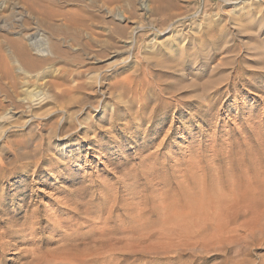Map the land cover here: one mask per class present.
Instances as JSON below:
<instances>
[{"label": "rangeland", "instance_id": "rangeland-1", "mask_svg": "<svg viewBox=\"0 0 264 264\" xmlns=\"http://www.w3.org/2000/svg\"><path fill=\"white\" fill-rule=\"evenodd\" d=\"M193 172L203 177L198 179L202 183ZM242 183L264 190V0H0V234L7 221L22 227L16 235H3L9 244L0 264H29L35 253L54 263L69 227L104 207L101 196L108 186L107 204L117 197L125 202H119L122 212L106 209L103 217L129 221L137 229L133 232L141 234L144 209L162 210L166 203L183 208V195L221 188L226 196ZM179 184L196 192L191 188L189 194L188 186ZM70 199L85 205L78 214ZM137 206L144 211L134 210ZM127 207L133 208L129 212ZM210 207L199 209L205 227L195 229L173 223L158 229L155 221L163 213L152 215L156 240L150 234L143 242L131 232L134 243L118 231L109 236L112 241L106 236L96 245L92 226H115L109 219V224L84 225L79 240L67 242L78 243L84 253L90 250L84 258L96 246L102 248L98 264H227L225 256L230 264H264L260 227L253 228L256 236L246 231L239 240L224 238V231H215V207ZM250 213L243 224L257 214ZM55 221H66V226L54 227ZM114 249L118 262L113 263Z\"/></svg>", "mask_w": 264, "mask_h": 264}, {"label": "bare ground", "instance_id": "bare-ground-1", "mask_svg": "<svg viewBox=\"0 0 264 264\" xmlns=\"http://www.w3.org/2000/svg\"><path fill=\"white\" fill-rule=\"evenodd\" d=\"M24 46V45H23ZM24 48H27L26 46H24ZM204 49V48H203ZM215 49V48H214ZM226 49V48H225ZM216 51H218V50H216ZM222 51V50H221ZM220 51V52H221ZM213 53V52H212ZM206 57V56H205ZM162 59V58H161ZM207 59V58H206ZM209 60V59H208ZM216 61V60H215ZM177 63V62H176ZM162 65V64H161ZM177 65V64H176ZM170 66H172V65H170ZM182 67V66H181ZM175 69V68H174ZM177 69V68H176ZM183 69V68H182ZM236 80V79H235ZM210 81V80H209ZM204 83V82H203ZM209 83V85H210V82H208ZM235 83V82H234ZM146 85V84H145ZM147 86V85H146ZM160 86V85H159ZM203 86H204V84H203ZM126 87V86H125ZM162 87V86H161ZM205 87H206V85H205ZM210 87V86H209ZM209 87H206V88H209ZM175 88V87H174ZM161 89V88H160ZM165 89V88H164ZM168 89V88H167ZM166 89V90H167ZM141 90V89H140ZM146 90V89H145ZM166 92V91H165ZM170 92V91H169ZM145 101V100H144ZM115 107V106H114ZM131 112V111H130ZM136 112V111H135ZM120 113H121V111H120ZM146 113V112H145ZM144 113V114H145ZM112 114V113H111ZM117 115H119V113L117 112V114H115V115H112L111 116V118H114V117H117ZM122 115V114H121ZM110 118V119H111ZM117 120V119H116ZM143 121V120H142ZM112 122V121H111ZM114 123V122H113ZM129 124V123H128ZM140 124V123H139ZM111 125V127L113 126V124H110ZM127 125V124H126ZM131 125V124H130ZM114 126H116L115 124H114ZM125 128L127 127V126H124ZM107 128V130L109 129L108 127H106ZM130 128V127H129ZM122 130L124 129L123 127L121 128ZM105 130L106 129H104V132H105ZM106 130V131H107ZM110 131V130H109ZM125 131V130H124ZM114 135V134H113ZM116 136V135H115ZM112 138H113V136H112ZM116 138V137H115ZM117 139V138H116ZM102 141V140H101ZM101 143V142H100ZM98 145V144H97ZM137 148V147H136ZM140 148V147H139ZM99 151V150H98ZM143 151V150H142ZM100 155H102V154H100ZM109 155H111V154H109ZM149 155H151V154H149ZM242 156V155H241ZM242 161V160H241ZM243 162V161H242ZM121 163V162H120ZM142 163V162H141ZM151 163H153V162H150V163H148V164H150L151 165ZM239 163V162H238ZM241 163V162H240ZM107 164V163H106ZM124 164V163H123ZM144 164H145V161H144ZM144 164H141V165H144ZM157 164V163H156ZM11 165V164H10ZM38 165V164H37ZM146 165H147V162H146ZM243 165V164H242ZM252 165V164H251ZM257 165V164H256ZM106 166H108V165H106ZM153 166V165H152ZM253 166H254V163H253ZM239 167L241 168V165L239 164ZM119 168V167H118ZM126 168V167H125ZM124 168V169H125ZM141 168H143V167H141ZM189 168V167H188ZM235 168V167H234ZM113 169V168H112ZM111 169V170H112ZM128 169V168H127ZM148 169H150V168H148ZM152 169V168H151ZM154 169V168H153ZM159 169H160V167H159ZM165 169V168H164ZM176 169V168H175ZM183 169V168H182ZM184 169H186V168H184ZM207 169V168H206ZM241 169H243V167L241 168ZM181 171V169H178V171ZM188 170V169H187ZM134 171V170H133ZM143 171V170H142ZM146 171H148L147 170V168H146ZM145 170H144V172L145 173H147ZM155 171V170H154ZM157 171V170H156ZM174 171L175 170H173V173H174ZM188 171H190V170H188ZM210 171V170H209ZM231 171V170H230ZM243 171V170H242ZM115 172H117V171H115ZM126 172H127V170H126ZM135 173H136V171H134ZM161 172V171H160ZM184 172H186V170L184 171ZM203 172V171H202ZM134 173V174H135ZM157 173V172H156ZM155 173V174H156ZM177 173V172H176ZM179 173V172H178ZM194 173V172H193ZM192 173V174H193ZM205 173V172H204ZM4 174V173H3ZM127 174V173H126ZM133 174V175H134ZM153 174V173H152ZM162 174V173H161ZM175 174V173H174ZM182 173H180V175H181ZM186 174V173H185ZM184 174V175H185ZM188 174V173H187ZM202 174V173H201ZM208 174V173H207ZM210 174V173H209ZM211 174H212V172H211ZM132 175V176H133ZM157 175V174H156ZM193 175H195V177L193 178L194 180L196 179V180H198V179H201V175H199L200 177H198V179H197V176H198V174H197V176H196V173H194ZM203 175V174H202ZM226 175H228L229 176V174H226ZM235 175V174H234ZM134 176H136L134 179H136V180H138L137 178H138V174L137 175H134ZM133 176V177H134ZM160 176H162V175H160ZM159 176V177H160ZM237 176V175H236ZM129 177V176H128ZM133 177H131V178H133ZM148 177H149V173H148ZM150 177H151V175H150ZM149 177V178H150ZM153 177H154V175H153ZM173 177H177L176 175L175 176H173ZM181 177V176H180ZM189 177V176H188ZM191 177H192V175H191ZM218 177V176H217ZM229 177H231V176H229ZM228 177V181H225V182H228L227 184H228V186H229V184L231 183L232 185L234 184V183H232V181H231V179ZM238 177H239V175H238ZM122 178V177H121ZM141 178H142V175H141ZM161 178V177H160ZM170 178V177H169ZM172 178V177H171ZM183 178V177H182ZM181 178V179H182ZM185 178V177H184ZM216 178V177H215ZM231 178H233V175H232V177ZM120 179V178H119ZM124 179V178H123ZM126 179V178H125ZM151 179H154V178H151ZM186 179H188V178H185V180ZM191 179V178H190ZM220 179V178H219ZM229 179H230V183H229ZM234 179V178H233ZM237 179H239V178H237ZM236 179V182L238 181ZM121 180V179H120ZM132 180V179H131ZM131 180H130V182H128L129 184L131 183ZM145 181H147V180H149L148 178L147 179H144ZM143 180V181H144ZM177 181H178V179H176ZM175 180V181H176ZM180 180V179H179ZM182 180H184V179H182ZM194 180L193 181H191V182H194ZM205 180V179H204ZM225 180H226V178H225ZM124 181V180H123ZM159 181H162L161 179L159 180ZM172 181H174V179L172 180ZM171 181V182H172ZM176 181V182H177ZM187 182H189L190 180H186ZM201 181H203V177H202V180ZM208 181V180H207ZM223 181V180H222ZM121 182V181H120ZM126 182V181H125ZM169 182V181H168ZM197 182V181H196ZM198 182H200L199 180H198ZM213 182V181H212ZM235 182V183H236ZM239 182H242V181H240L239 180ZM239 182H237V184L239 183ZM116 183V182H115ZM114 183V184H115ZM119 183V182H118ZM140 183V182H139ZM146 183V182H145ZM144 183V184H145ZM178 183H179V181H178ZM177 183V184H178ZM180 183H181V181H180ZM200 183H202V182H200ZM214 183V182H213ZM117 184V183H116ZM127 184V183H126ZM151 184H153V182L151 183ZM162 184V183H161ZM161 184H159V185H161ZM166 184H168V183H166ZM172 184V183H171ZM170 184V185H171ZM185 184V183H184ZM209 184V183H208ZM215 184V183H214ZM214 184H212L213 186H214ZM218 184H220V182L218 181ZM223 183H221L220 185H222ZM231 184H230V186H231ZM143 185V184H142ZM146 185V184H145ZM156 185V184H155ZM173 185V184H172ZM171 185V186H172ZM182 186L183 184H179V185H177V186ZM186 185V184H185ZM190 185V184H189ZM191 185H192V183H191ZM195 184H193L192 186H194ZM197 185V188L200 186V185H202V184H200V185H198V183L196 184ZM224 185H226V183L224 184ZM241 185V184H240ZM239 185V186H240ZM111 186H112V184H111ZM134 186V185H133ZM138 186V185H137ZM137 186H136V188H137ZM147 186V185H146ZM153 185H151V187H152ZM162 186V185H161ZM164 186V185H163ZM168 186H169V184H168ZM166 187L165 189L166 190H168L167 188H169V187ZM176 186V187H177ZM187 186H188V184H187ZM187 186L186 187H184V186H182V187H184V189L185 188H187ZM204 186V185H203ZM209 186V185H208ZM216 186V185H215ZM107 187V186H106ZM109 187V186H108ZM108 187H107V190H105L103 193L105 194L104 196H106L107 197V192L109 191L108 190ZM113 187V186H112ZM114 187H116V186H114ZM122 187V186H121ZM125 187L126 188H128V189H130L129 187H128V184L127 185H125ZM135 187V186H134ZM155 187V186H154ZM157 187V186H156ZM155 187V188H156ZM159 187V186H158ZM165 187V186H164ZM190 187V188H189ZM194 187H196V186H194ZM237 187H238V185H237ZM236 187V188H237ZM104 188V187H103ZM124 188V187H123ZM139 188V187H138ZM154 188V189H155ZM181 188V187H180ZM193 189V187H191V186H188V189L186 190V192H189V190L190 189ZM199 188H201V187H199ZM198 188V189H199ZM214 188H219L218 186L217 187H214ZM231 188V187H230ZM233 188V187H232ZM235 188V187H234ZM232 189L231 190V192L228 194V195H226V196H224V194L223 193H220V190H221V188H219L220 190H218L217 192L213 189V191H211V192H209V193H204V194H200V195H198V194H196V195H191L190 194V192H189V194L190 195H187V197H186V195H183V194H185V193H183L182 192V190L181 189H183V188H181L180 190H181V192H182V195L183 196H185V199H184V201H185V206L183 207V208H180L179 206H176V207H179V208H172L171 206L173 205V207H175L174 206V204L172 203V204H170L171 206L169 207L168 206V203H166V205H161V204H159V205H161V207H162V210H159V208L158 207H154L153 205V207L154 208H152V209H147L146 207H144V208H146V209H144L145 210V214H143L142 216V218H143V223H144V225L142 224L141 226H142V228L144 227V226H146V227H144L143 229H141L140 231H142V233L141 234H137L136 232H133L134 230H136L137 231V229H135L136 227H132V225H130V224H128V222L127 221H125V220H121L120 219V221L119 222H121L122 221V223H118V222H116L117 220H119V219H114V220H112V219H110V218H107L108 217V215H107V217L106 218H104L103 217V215H102V212L104 211V210H106V209H110L111 210V213H113V209L115 208V211H119V209H121V207H119V204L120 203H122V202H120L121 200H120V198H118L117 197V200L118 201H115V203L113 204V202L112 201H110V200H112V199H110L109 201H110V203L112 204H109V202H108V204L110 205H108L107 204V202L105 201L106 199V197L104 198V196H101V197H103V199H101V202H102V205L104 204V207L102 208V209H98L97 211H95V215L94 216H91L90 214V216H86V217H80L79 218V221H77L75 224L73 223L72 225H73V227H69V229L71 230V233H66L64 236L66 237V239H65V243H66V245H64V246H62L63 248H62V250H58V253L60 254L61 252H62V255H60V257H56L55 256V260H54V263H52V264H65V263H67L68 261H70V260H77V263H75V264H88L89 263V261L91 262V264H98V261H99V256H100V254L99 253H101V249L98 251V249H96L98 246H96V248L94 249L93 247V249H94V251L92 250V253H88L90 256L88 257V255L84 258V256L87 254V251H90V250H87V251H85L86 253H84L83 252V250L80 248V245L78 244V243H71V242H67V239H76L77 237H79L78 235L79 234H81V231H80V229L82 228V227H84V225H86V224H90V223H96V224H102V223H107V224H109V219L113 222H115L114 223V225L115 226H110L109 227V225H107L106 226V224H105V227H103L104 226V224H103V226L101 225V226H99V225H96V226H92V225H90V226H92V227H95L93 230H91V231H93L95 234H97V237L95 238V239H93V241L92 242H94L96 245L97 244H99L100 246H101V244L100 243H103V241L105 240V238H106V236L110 239L111 237H109L110 235H112V234H114V233H116V232H118V231H120V232H123L124 234H127L126 236H125V239L126 240H130L131 241V239H132V233L131 232H133V233H136L137 234V236L138 235H140L141 236V238H140V236H138L139 238H140V240L141 241H143V242H145V239L147 238V237H149L150 236V238H151V230H150V227H151V225H150V223H151V221L149 220V218H151L152 217V215H157V213L159 212V213H161V211H162V213H163V215L161 216V214H158V220H156L155 221V226L157 225V224H159V228L158 229H160L161 227H160V225L162 224V225H166V224H170V223H173V225L175 226H177L178 228H179V226L181 225L182 227H185V228H190L191 226H192V228H196L197 226L196 225H198V224H201V223H203L204 221H201L203 218H201V216H203L204 214H201V215H199L198 213H199V209H201V208H203V210L205 211L206 210V206L207 207H215V208H211V210L212 211H214V219H213V222H215L214 224H215V231H216V233H218L219 231L221 232V230L222 231H224L227 235H224V233L222 232V234H223V237L224 238H226L227 237V239H231V238H233L234 240H239V239H241L242 237H243V232H246V231H248V236H250V235H253V236H256V232L255 231H253V228H255V227H257V226H259L260 227V231H262V232H264V190L262 189V190H255V189H253V188H250L249 187V185L247 186V184H244V186H243V183H242V185H241V187H239V188H237V189ZM153 189V188H152ZM153 189V190H154ZM163 189V188H162ZM165 189H164V192H165ZM176 189V188H175ZM206 189V188H205ZM103 190V189H102ZM136 190V189H135ZM134 190V191H135ZM138 190V189H137ZM142 190V189H141ZM145 190H146V188H145ZM144 190V191H145ZM148 190V189H147ZM157 190H158V188H157ZM172 190V189H171ZM177 190V189H176ZM176 190H174V191H176ZM196 190V189H195ZM208 190V189H207ZM209 190H210V188H209ZM96 192H97V190H95ZM100 191V190H99ZM113 191H115V190H113ZM118 191V190H117ZM132 191V190H131ZM140 191V190H139ZM155 191V190H154ZM153 191V192H154ZM169 191V190H168ZM167 191V192H168ZM193 191H194V189H193ZM200 191V190H199ZM203 191H204V189H202V193H203ZM227 191V190H226ZM94 192V191H93ZM111 192V194H113L112 193V191H110ZM119 192V191H118ZM130 192V191H129ZM128 192V193H129ZM148 192V191H147ZM150 192V191H149ZM148 192V193H149ZM160 192H161V194H163L164 192H163V190L161 191L160 190ZM163 192V193H162ZM177 192V191H176ZM175 192V193H176ZM178 192H180L179 190H178ZM194 192H196V191H194ZM206 192V191H205ZM219 192V193H218ZM115 193V192H114ZM121 193H123V192H121ZM131 193V192H130ZM133 193H135L136 195L135 196H138L137 195V193L136 192H133ZM152 193V192H151ZM154 193H156L157 194V192H154ZM172 193H174V192H172ZM4 194V193H3ZM142 194V193H141ZM156 194H153V195H156ZM161 194H160V196H161ZM165 194V193H164ZM163 194V195H164ZM169 194V193H168ZM168 194H165V195H168ZM192 194H194V193H192ZM79 195V194H78ZM108 195H110V194H108ZM118 195V194H117ZM149 195V194H148ZM159 195V194H158ZM158 195H156V196H158ZM162 195V196H163ZM171 195V194H170ZM181 195V196H182ZM3 196V195H2ZM94 196H96V194L94 195ZM116 196V193L114 194V196H113V198ZM139 196H140V194H139ZM143 196V195H142ZM145 196H146V193H145ZM161 196V198H162V200H163V197ZM173 196H174V198L173 197H171L170 199H175V194H173ZM178 196V195H177ZM176 196V197H177ZM73 197V196H72ZM78 197V196H77ZM121 197V196H120ZM148 197V196H147ZM155 197V196H154ZM165 197V196H164ZM76 198V197H75ZM123 198V197H122ZM127 198V197H126ZM129 198V197H128ZM132 198H133V196H132ZM142 198V197H141ZM150 198H152L151 200H155L153 197H150ZM155 198H159V197H155ZM161 198H159V199H157V200H160ZM166 198V197H165ZM169 198V197H168ZM178 198H180V197H178ZM184 198V197H183ZM82 199V198H81ZM107 199H108V197H107ZM180 199H182V198H180ZM179 199V200H180ZM88 200L89 199H87L86 201L88 202ZM114 200V199H113ZM127 200V199H126ZM133 200V199H132ZM134 200H139V199H134ZM142 201H143V199H141ZM148 200H150V199H148ZM162 200L160 201V202H158V203H161L162 202ZM166 199H164V201H165ZM179 200H177V201H179ZM2 201V200H1ZM68 201V200H67ZM84 201V200H83ZM128 201V200H127ZM140 201V200H139ZM167 201H169V200H167ZM176 200H172V202H175ZM207 201V202H206ZM231 201H232V205H231ZM5 202V201H4ZM69 204L71 203L72 204V208L73 209H75L76 210V213L78 214V212L80 211L79 209H80V207H81V205L83 204V202H82V200H77V199H70L69 201ZM67 202V203H68ZM100 202V203H101ZM116 202H117V204H116ZM120 202V203H119ZM125 202V201H124ZM123 202V203H124ZM138 202V201H137ZM136 201H135V203H137ZM141 202V201H140ZM149 202V201H148ZM155 202V201H154ZM153 201H152V204L154 203ZM183 202V201H182ZM89 203H90V201H89ZM129 203V202H128ZM133 203V202H132ZM132 203H129L130 204V206H132L131 204ZM139 203V202H138ZM137 203V204H138ZM143 203H145V202H143ZM206 203H207V205H206ZM93 204V203H92ZM99 204V203H98ZM134 204V203H133ZM136 204V205H137ZM178 204V203H177ZM182 204V203H181ZM184 204V203H183ZM67 205V204H66ZM84 205V204H83ZM90 205V204H89ZM125 205V204H124ZM128 204H126V206H127ZM136 205L134 206V207H136ZM142 205H144V204H142ZM146 205V204H145ZM149 205V204H148ZM157 204H156V202H155V206H156ZM176 205V204H175ZM178 205H180V204H178ZM206 205V206H205ZM229 205L231 206V208L229 207ZM85 206V205H84ZM83 206V207H84ZM129 206V205H128ZM138 206H139V204H138ZM137 206V208H134V210H140V212L142 211V208L143 207H140V209H138L139 207ZM147 206V205H146ZM96 207V206H95ZM108 207H110V208H108ZM119 207V208H118ZM86 208V207H85ZM101 208V207H100ZM113 208V209H112ZM123 208V207H122ZM125 208V207H124ZM128 208V207H127ZM126 208V209H127ZM131 208H133V207H129L127 210H129V209H131ZM210 208H209V210L208 211H210ZM232 208H234V209H232ZM0 209H1V205H0ZM69 210V209H68ZM94 210V209H93ZM110 210H107V212H109ZM143 210V211H144ZM132 212H133V210H131ZM142 211V212H143ZM202 211V209L200 210V212ZM204 211H203V213H204ZM212 211L211 212H209V213H211L212 214ZM253 211H256V215H255V217L253 216V215H251V216H253V218L252 219H250L248 222H247V224H243V216H246L247 214L249 215V213L250 212H253ZM87 212H88V210H87ZM119 212H122V211H119ZM129 212H130V210H129ZM128 212V213H129ZM132 212H131V214H132ZM136 212H138V211H135V214H137ZM207 212V211H206ZM10 213V212H9ZM32 213V212H31ZM75 213V212H74ZM139 213V212H138ZM202 213V212H201ZM3 214V213H2ZM8 214V213H7ZM58 214V213H57ZM103 214H104V212H103ZM106 214V213H105ZM115 215H112V216H115L116 217V215H117V218L119 217L118 216V212H117V214H116V212L114 213ZM123 214V213H122ZM126 214H127V212H126ZM251 214V213H250ZM253 214V213H252ZM75 215V214H74ZM73 215V216H74ZM93 215V214H92ZM124 215V214H123ZM147 215V216H146ZM160 215V216H159ZM1 216V215H0ZM5 216H6V214H5ZM80 216V215H79ZM121 216V215H120ZM128 216H130V214H128ZM140 216V215H139ZM138 216V214L135 216V218L137 217H139ZM2 217H4V216H2ZM205 217H207V215L205 216ZM204 217V218H205ZM210 217V215H208V217L207 218H209ZM248 216H246V218H247ZM55 218V217H54ZM121 218V217H120ZM125 218H127V217H125ZM131 218V217H130ZM130 218H128V220L130 219ZM135 218H133L132 217V219H134V220H136ZM157 218V217H156ZM207 218H206V220H207ZM212 218V217H211ZM6 219V218H5ZM4 219V220H5ZM72 219V218H71ZM75 219V218H74ZM73 219V220H74ZM139 219H140V217H139ZM139 219H137V220H139ZM9 220H11V218H9ZM19 220V219H18ZM28 220V219H27ZM1 221V220H0ZM12 221H13V219H12ZM130 221H131V219H130ZM209 221H211L210 219H209ZM19 222V221H18ZM51 222H54V221H51ZM70 222H72V221H70ZM111 222V223H112ZM138 222H140V221H137V223ZM154 222V221H153ZM201 222V223H200ZM13 223H16L15 225H12V224H10L9 223V221H7L6 222V224H5V226H4V230H2V233L0 234V256H1V252H2V250H3V248L6 246V245H8L9 244V242H6L5 241V238L4 239H2L4 236L6 237V234L7 235H9V237L10 236H13V235H16L19 231H21L22 230V227H20L19 225H20V223H19V227H17L16 225L18 224L17 222H13ZM49 223V222H48ZM118 223V224H117ZM132 223V222H131ZM137 223L135 224V226L137 225ZM146 223V224H145ZM208 223V222H207ZM206 222H205V224H207ZM133 224V223H132ZM209 224V223H208ZM210 224H211V222H210ZM1 225V224H0ZM71 225V226H72ZM124 227H123V226ZM171 225V224H170ZM170 225H169V227H168V231H169V228H170ZM15 226H16V228H15ZM33 226V225H32ZM54 227H59V228H63V227H65L66 226V221H55V225H53ZM122 226V228L123 229H120V227ZM140 226V225H139ZM153 227H154V224L152 225ZM193 226H196V227H193ZM199 227H200V225H198ZM205 227V225L204 224H201V227ZM2 227V226H1ZM24 227H26V226H24ZM47 227V226H46ZM138 227V226H137ZM172 227V226H171ZM3 228V227H2ZM138 228H140V227H138ZM154 228H156V227H154ZM153 228V229H154ZM164 228V227H163ZM185 228H184V230H183V232L184 231H186L185 230ZM55 229V228H54ZM166 229H167V226H166ZM172 229H174V227L172 228ZM191 229V228H190ZM198 229V228H197ZM200 229V228H199ZM198 229V230H199ZM62 230V229H61ZM139 230V229H138ZM175 230H177L176 228H175ZM193 230V229H192ZM24 231V230H23ZM83 231V230H82ZM85 231V230H84ZM90 231V232H91ZM154 231V230H153ZM156 232H157V230H155ZM154 231V232H155ZM166 230L164 229V234L166 233L165 232ZM172 230L170 229V231L169 232H171ZM178 231V230H177ZM191 230H188V231H186V232H190ZM63 232V231H62ZM153 232V233H154ZM175 232V231H174ZM174 232H173V234L172 233H169V234H172L173 235V238L175 239H177V237H174ZM192 232V231H191ZM190 232V233H191ZM195 232V231H194ZM22 233V232H21ZM65 233V232H64ZM158 233L159 232H157V235H158ZM176 233V232H175ZM178 233V232H177ZM117 234V233H116ZM118 234H120L119 232H118ZM151 234V235H150ZM155 234V233H154ZM167 235H168V232L166 233ZM165 234V235H166ZM189 233H187V236H189L188 235ZM193 234V233H192ZM197 234V233H196ZM4 235V236H3ZM18 235H20V233L18 234ZM41 235V234H40ZM73 235H76V236H74L73 237ZM134 236H136L135 234H133ZM156 235V234H155ZM166 235V236H167ZM182 236H184V234H181ZM84 236H86V235H84ZM121 237H123L122 236V233H121V235H120ZM133 236V237H134ZM136 236V237H137ZM144 236H146V238L144 237ZM162 236H163V234H162ZM171 236V235H170ZM193 236V235H192ZM59 237V236H58ZM145 239H144V238ZM168 237H169V235H168ZM186 237V236H185ZM191 237V236H190ZM194 237V236H193ZM221 237H222V235H221ZM219 238V240L220 239H222V238ZM24 238V237H23ZM86 238V237H85ZM94 238V237H93ZM124 238V237H123ZM122 238V239H123ZM138 238V239H139ZM152 238H154V236L152 235ZM155 238H156V236H155ZM154 238V239H155ZM164 238H165V236H164ZM164 238H162L161 237V239L160 240H162V239H164ZM170 238V237H169ZM169 238L167 239V241L169 242ZM172 238V237H171ZM187 238V237H186ZM192 238V237H191ZM217 238H218V235H217ZM25 239V238H24ZM23 239V240H24ZM78 239V238H77ZM82 239H83V237H82ZM107 239V238H106ZM136 239V240H135ZM153 239V240H154ZM174 239H172V240H174ZM179 239V238H178ZM194 239V238H193ZM226 239V240H227ZM233 239H231V240H233ZM2 240H4V241H2ZM7 240V239H6ZM30 240H32V239H30ZM79 240V239H78ZM78 240H76V242L78 241ZM111 241L113 240L112 238L110 239ZM117 240V239H116ZM119 240V239H118ZM121 240V239H120ZM133 241H135L134 243H136V241H137V238H135L134 237V239H132ZM147 240V239H146ZM153 240H151V242L153 243ZM156 240V239H155ZM159 240V241H160ZM171 239H170V241H172ZM181 240H182V238H181ZM186 240H188V239H186ZM8 241V240H7ZM115 241V240H114ZM124 241V240H123ZM133 241H132V247H133ZM165 241H166V239H165ZM164 241V244L166 245V242ZM183 241V240H182ZM62 242H63V240H62ZM81 242V241H80ZM89 242V241H88ZM118 242V241H117ZM116 242V243H117ZM122 242V241H121ZM127 242H129V241H127ZM126 242V243H127ZM139 242V241H138ZM151 242H150V244H149V242L147 243L146 242V245L148 244V245H150L151 246ZM175 242L176 241H174V244H175ZM191 242H193V241H191ZM59 243V242H58ZM111 244H112V242H110ZM114 243V242H113ZM126 243L124 242V244L126 245ZM155 243V242H154ZM161 243V242H160ZM170 243V242H169ZM172 243H173V241H172ZM88 244V243H87ZM110 244V245H111ZM115 244V243H114ZM120 245H121V243H119ZM124 244H122V245H124ZM141 244H143V246H145L144 245V243H141ZM141 244H138L137 243V245H139V246H141ZM157 244V243H156ZM178 244H179V241H178ZM15 245V244H14ZM36 245V244H35ZM117 245V244H116ZM116 246V247H120L121 248V246ZM128 245V248H129V244H127ZM126 245V246H127ZM153 246L155 245V244H152ZM163 245V244H162ZM165 245H163V246H165ZM171 245V244H170ZM173 245V244H172ZM171 245V246H172ZM175 245H177V244H175ZM175 245H174V247H175ZM83 246V245H82ZM86 246V245H85ZM109 246V245H108ZM107 246V247H108ZM139 246H137V247H139ZM161 246V245H160ZM167 247H169L168 245H166ZM170 246V248L169 249H171L172 247ZM115 246H113V248H114ZM125 247V246H124ZM142 247V246H141ZM147 246H145V248H146ZM152 247V246H151ZM150 247V248H151ZM178 247V246H177ZM7 248V247H6ZM15 248V247H14ZM19 248V247H18ZM86 248V247H85ZM111 248H112V246H111ZM120 248H118L120 251H123V250H121ZM125 248H127V247H125ZM134 248V247H133ZM149 248V250L151 251V249ZM5 249V248H4ZM11 249V248H10ZM9 249V250H10ZM109 250H111L110 249V247L108 248ZM124 249V248H123ZM144 249V248H143ZM143 249H141V250H143ZM167 249V248H166ZM174 249V248H173ZM173 249L171 250V251H173ZM30 250V249H29ZM55 250V249H54ZM109 250H107L106 249V251L107 252H105L106 254L108 253V251ZM113 250V249H112ZM138 250V252L137 253H139V252H141L139 249H137ZM175 250V249H174ZM5 250H3V252H4ZM125 251V250H124ZM169 251V250H168ZM170 251V252H171ZM2 252V253H3ZM11 252H16L15 250L14 251H11ZM10 252V253H11ZM19 252V251H18ZM27 252V250H25V253ZM103 252V253H104ZM112 252L113 251H111V254H112ZM115 249H114V257H115ZM126 253H128V252H130L131 253V250L129 251L128 250V252L127 251H125ZM125 252H124V255H125ZM133 252H135V250H133L132 251V253L131 254H133ZM143 252V251H142ZM147 252H148V250H147ZM147 252L145 253V254H147ZM177 252V251H176ZM110 253V252H109ZM120 253V252H119ZM121 253H123V252H121ZM144 253V252H143ZM142 253V254H143ZM26 254H28V253H26ZM33 254V253H32ZM98 254H99V256H98ZM106 254H104V255H106ZM149 254V253H148ZM4 255V254H3ZM122 255V254H121ZM123 255V256H124ZM130 255V254H129ZM58 256V255H57ZM98 256V257H97ZM102 256H103V254H102ZM101 256V257H102ZM108 257H109V254L107 255ZM111 256V255H110ZM122 256V257H123ZM134 256V255H133ZM28 257V256H27ZM30 257V256H29ZM111 257H113V256H111ZM109 258V260L110 259H112V262L114 263V261H113V259L114 260H117V257H115V258ZM129 257H132V256H129ZM57 258H58V260H57ZM106 258V257H105ZM2 259V258H1ZM102 259H103V257H102ZM124 260V259H123ZM225 263H227V264H230V260H229V257L228 256H225L223 259H222ZM24 261V260H23ZM26 261V260H25ZM53 261V260H52ZM100 261H102V260H100ZM106 261L107 262H110V261H108L107 259H106ZM122 261V260H121ZM117 262H118V260H117ZM3 264V263H2ZM25 264V263H24ZM29 264H51L50 263V260H47V259H44V258H42V257H39V255L37 254V253H35V254H33V257H32V260L29 262ZM100 264V263H99ZM103 264V263H102ZM118 264H119V262H118Z\"/></svg>", "mask_w": 264, "mask_h": 264}]
</instances>
